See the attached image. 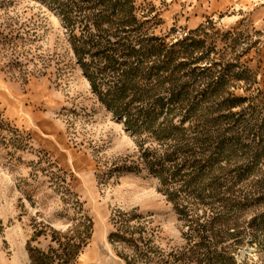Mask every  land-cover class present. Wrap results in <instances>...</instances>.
Segmentation results:
<instances>
[{"label":"rangeland","instance_id":"obj_1","mask_svg":"<svg viewBox=\"0 0 264 264\" xmlns=\"http://www.w3.org/2000/svg\"><path fill=\"white\" fill-rule=\"evenodd\" d=\"M73 229L70 264H264V0H0V264Z\"/></svg>","mask_w":264,"mask_h":264},{"label":"trees","instance_id":"obj_2","mask_svg":"<svg viewBox=\"0 0 264 264\" xmlns=\"http://www.w3.org/2000/svg\"><path fill=\"white\" fill-rule=\"evenodd\" d=\"M125 113V110H122ZM217 216H212L206 220L204 228L207 224H211ZM55 240L59 244L60 252L57 254V257L62 264H70V262L78 255L79 251L83 246L87 244V235L83 236V233L78 232L76 229H73L67 233L61 234L58 233L55 235ZM31 257L33 264H46V261L50 256L46 253H41L37 250H31Z\"/></svg>","mask_w":264,"mask_h":264}]
</instances>
